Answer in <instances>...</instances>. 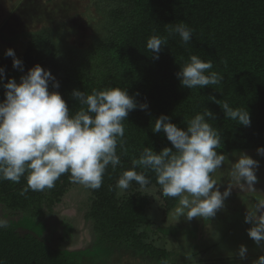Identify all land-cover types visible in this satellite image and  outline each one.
Here are the masks:
<instances>
[{
    "label": "trees",
    "instance_id": "16d2710c",
    "mask_svg": "<svg viewBox=\"0 0 264 264\" xmlns=\"http://www.w3.org/2000/svg\"><path fill=\"white\" fill-rule=\"evenodd\" d=\"M95 7L98 14L91 17L93 39L86 48L71 55L76 62L63 60L57 52L62 45L63 52L73 48L65 42L67 35L76 31L73 26L29 35L20 58L21 68L13 67L9 56H0V68L4 69L0 100L4 99V83L10 78L19 82L36 64L50 70L59 82L58 89L52 88V82L49 88L60 92L70 114L80 107L72 96L74 89L90 93L109 84L126 88L137 108L123 121L124 148L117 147L122 167L118 165L113 171L109 165L106 169L102 186L93 190L95 197L87 217L92 221L97 247L109 251L125 249L150 262L170 264L166 248L147 242L146 231H140L152 223L150 196L139 190L120 196L116 181L143 147H152L156 152L173 147L163 131H152V123L161 114L186 129L187 119L209 110L214 119L208 122L221 136L218 151L225 156L232 151L264 147V0H95ZM180 22L193 30L187 45L178 34L168 35L169 24ZM153 34L168 36V45L162 47L159 59H154L146 48L147 39ZM192 54L212 61L210 71L223 77L219 84L194 89L181 85L176 73L180 63ZM217 100L221 104L227 101L233 108H247L250 126L226 118ZM143 103L147 108L139 107ZM146 175L151 181L148 186L160 188L153 172ZM62 180L66 181L65 174L50 190L48 200L61 193ZM20 182L0 181V198L7 188L19 187L21 191ZM132 185L139 186L135 182ZM164 199L165 210L178 202L177 198ZM0 264L85 263L62 253L38 235L22 234L8 224L7 228H0Z\"/></svg>",
    "mask_w": 264,
    "mask_h": 264
},
{
    "label": "clouds",
    "instance_id": "9594fccd",
    "mask_svg": "<svg viewBox=\"0 0 264 264\" xmlns=\"http://www.w3.org/2000/svg\"><path fill=\"white\" fill-rule=\"evenodd\" d=\"M169 25V36L178 34L184 45L191 41L193 30L186 23ZM165 45H168V36L153 34L146 42L154 59H159ZM5 54L13 58V67H22V61L13 49L8 48ZM211 69V60L205 61L192 54L180 63L176 75L183 87L202 88L217 85L223 79ZM3 77L4 69L0 68V80ZM50 82L53 89L59 88L51 71L36 64L20 77L19 82L10 78L4 83V99L0 100V181L19 183L23 177L26 186L20 195L26 196L29 190L44 192L53 189L60 177L67 173L71 182L98 190L109 165L113 171L118 165L122 167L117 147L124 148L123 121L137 108V103L127 89L119 85L94 88L90 93L74 89L72 96L80 107L70 114L60 92L50 90ZM216 102L221 105L226 118L250 126L247 108H233L227 101ZM139 107L147 108V104ZM208 119H214L209 110L197 113L185 121L187 127L182 129L167 115L157 117L152 123V131H163L173 147L166 146L159 152L152 147H143L139 157L132 158L131 167L118 177L117 194L128 192L133 182L140 189H146L151 182L146 173L151 171L161 194L178 199L174 209L176 222L181 217L188 221L193 218L209 221L224 207L233 187L228 184L221 192L218 181L213 178L222 165H228L235 186L242 190L253 189L259 162L246 153L235 152V162L228 160L223 152L218 151L221 136ZM257 152L264 155V147H258ZM244 219L251 225L247 230L249 237L258 247L264 248V201L258 202L254 210H248ZM7 226V220L0 218V228ZM247 252V247L241 244L236 254L243 260ZM252 264H264V255L254 259Z\"/></svg>",
    "mask_w": 264,
    "mask_h": 264
},
{
    "label": "rangeland",
    "instance_id": "374dc122",
    "mask_svg": "<svg viewBox=\"0 0 264 264\" xmlns=\"http://www.w3.org/2000/svg\"><path fill=\"white\" fill-rule=\"evenodd\" d=\"M94 13L98 14L95 0H0V56L6 55V50L11 48L20 59L27 48L29 35L73 26L76 31L65 38L73 48L63 52L62 45L57 47V52L63 60L76 62L71 55L86 48L93 39L91 17ZM60 44L65 43L61 41ZM234 152L246 153L259 162L257 181L253 189L242 190L231 179L228 165H222L213 178L218 181L221 192L228 184L233 187L224 207L209 221L202 218L188 221L181 217L176 222L174 209L177 204L165 210L166 200L155 185L146 189L132 185L128 192L120 195L139 190L150 196L152 223L141 227L140 231H146L147 242L166 248L170 264H252L254 259L264 255V248L258 247L249 237L247 230L251 225L244 219L248 210H254L258 202L264 201V155L258 154L257 148L232 151L226 155L232 162L237 159ZM65 175L66 181L60 183L61 193L50 200V190H29L22 196L19 187L7 188L0 198V218L6 219L20 233L36 234L62 253L82 259L85 264H156L132 251L97 247L93 224L87 217L95 197L93 190L71 182L69 174ZM20 183L22 190L26 180L23 178ZM241 244L248 249L243 260L236 254ZM108 253L110 255L104 256Z\"/></svg>",
    "mask_w": 264,
    "mask_h": 264
}]
</instances>
